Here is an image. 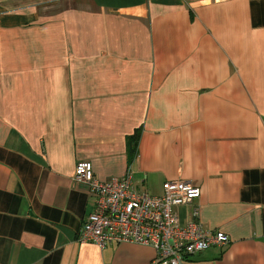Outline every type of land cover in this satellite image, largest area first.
<instances>
[{
    "label": "crops",
    "instance_id": "1",
    "mask_svg": "<svg viewBox=\"0 0 264 264\" xmlns=\"http://www.w3.org/2000/svg\"><path fill=\"white\" fill-rule=\"evenodd\" d=\"M201 196L230 243L187 264H264V0H0V264H153L81 243L79 162Z\"/></svg>",
    "mask_w": 264,
    "mask_h": 264
},
{
    "label": "built area",
    "instance_id": "2",
    "mask_svg": "<svg viewBox=\"0 0 264 264\" xmlns=\"http://www.w3.org/2000/svg\"><path fill=\"white\" fill-rule=\"evenodd\" d=\"M75 180L88 185L95 199V209L79 234L81 243L100 248L121 243L150 246L157 253L153 264H187L191 257L230 243L224 233L205 230L198 207L190 222L179 221L175 208L191 205L201 196L200 188L191 182L168 181L162 195H148L136 190L131 174L101 181L88 161L77 164Z\"/></svg>",
    "mask_w": 264,
    "mask_h": 264
}]
</instances>
